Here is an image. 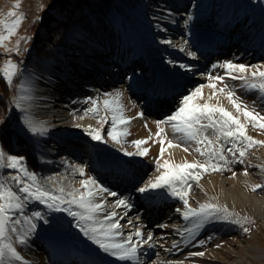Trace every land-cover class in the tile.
Masks as SVG:
<instances>
[{
    "label": "rangeland",
    "instance_id": "374dc122",
    "mask_svg": "<svg viewBox=\"0 0 264 264\" xmlns=\"http://www.w3.org/2000/svg\"><path fill=\"white\" fill-rule=\"evenodd\" d=\"M59 0H18L19 6L16 7L17 0H0V17L7 20L15 19V17H8L9 10L16 12L17 14L23 13L24 19L22 20L16 35L12 36L9 40L5 41L8 48H12L16 45V41L20 40L19 48L20 52H5L3 47H0V62H3L7 57H11L13 60L20 62L23 61V68L26 70V74H31L34 80V84L38 83V79L50 75H56L59 80V86H61L62 92L72 87L75 91L71 103L73 109L77 114L83 118L91 117L99 120V117L105 116V110L100 108L99 117L91 113L85 115L84 110L92 107L87 102V98L91 97L85 94L79 84L84 82H76L81 78L92 75L93 62L89 57H93V53H115L120 52L123 57L129 55L127 63L120 64L115 60V65L121 66L122 71L117 75H113V82L108 81V77L104 76L106 82H102L100 85V97L106 99L105 93H114L115 91L123 92L127 91L126 99L132 100V108L130 103L122 96L119 103L123 104V109H129L126 117L131 118L129 124L126 125L130 135L124 137L122 143L127 151H136L135 145L131 143L137 139H147L151 135L148 143L144 147H148L149 152L146 156H125L123 152L114 151L111 147L103 148L101 146H95L92 150V157L89 156V149L79 153L74 148V141L69 140L71 135L64 132L51 130L49 135L40 140L39 144H36L34 139L27 135L21 128L18 116L19 111L16 110L10 103L6 110L0 104V117L5 119V123L0 125V133L6 129H12L15 133L13 139H10V151L18 154L17 148L28 147L32 154L40 164V168L33 170L26 162L27 167L30 170L35 171L41 178L53 177L54 179L49 182V186H54L56 183L62 185L66 190L70 188H79V181L85 179L87 176L94 177L99 183L110 190L117 192L121 197L129 199V202L134 205L132 210H120L117 209L121 221L128 223V220H132V230L135 227H140L143 230L148 228L154 230V239L151 241L152 247L145 246L143 248L144 259L147 263L152 264L156 261V264H160L164 260V252L161 244V240H165L163 234L166 232L165 228L154 227V225H166L163 210L164 206H160L158 209L159 196L166 194L164 190H157L153 193L141 194L136 192V188L142 186L149 178H153L158 174L155 161L160 158V145L153 141L158 138L155 137L156 132L155 121L163 119L165 116L170 115L178 107L180 98L187 94L189 91L195 89L200 85H207V74L223 75L224 69L216 68L212 69L213 63H219L225 60H231L235 63H242L245 65L261 66L259 70L264 71V0H202L199 2V17L194 21V25L191 27L183 22L182 32L180 33L181 42L184 44V52L181 54L170 52L165 48L155 44L151 36L147 34H158L161 29L162 22L153 19L155 14L165 15V11H169V7L176 4L175 0H136V5L133 10L126 8L125 19L116 18V38L112 43H99L97 50H92L85 39L80 42V45L76 48H67L71 45L70 39L67 40L66 45L58 46L61 60H54L53 58H45L43 64L39 58L41 44L47 42L50 43L54 40V30L46 31L47 24L54 27L57 24V19L63 22L64 19L59 18V14L55 11ZM187 1V0H186ZM161 2H164L163 5ZM181 9V8H178ZM251 12L255 19H260V27L254 26V30L251 33H247L246 36L238 38L234 35V31L229 34L223 33L222 28L217 24V17L233 15L238 16L241 12ZM128 18V19H127ZM121 20V21H120ZM186 20V19H185ZM48 22V23H47ZM230 28V27H228ZM255 28H260L257 32ZM191 29V30H189ZM189 31H191L189 33ZM229 32V30H227ZM77 33V32H76ZM190 34V35H188ZM139 42L143 45V52L150 58L154 67L161 66L163 71H168L171 77L176 78V85L169 87L170 97L156 96L150 91H142L143 94H139L137 88L133 85L136 77L142 78L143 83L147 88H153L154 82L148 81L149 77L144 73L145 64L140 58V61L135 60L137 53L140 50V45H135L134 42L137 37ZM205 37V39L203 38ZM21 37H28L29 39L23 40ZM187 42V43H185ZM212 48H215L216 52H211ZM27 49V51H25ZM188 51L196 53L195 58H191L187 55ZM101 56V55H100ZM108 56V55H107ZM113 57V56H112ZM115 57V58H114ZM113 59L117 58V55ZM139 57V55H138ZM110 59H103L100 61V66L105 68L106 61ZM53 61L60 72H53V69L47 64H52ZM173 61L174 63H169ZM180 63L190 65L192 71H185L179 67ZM128 64V65H127ZM127 65V66H126ZM90 67V69H87ZM96 71L99 67H95ZM91 70V71H90ZM143 70V71H142ZM154 70V69H152ZM90 71V72H89ZM113 72V71H112ZM95 73V72H93ZM111 75V73H106ZM148 77V78H147ZM83 80V79H81ZM103 80V78H101ZM19 82V81H15ZM225 82L236 90L237 96L245 104L251 106L252 102L257 99L256 93L245 91L240 87V82L232 80L230 78L225 79ZM178 83V84H177ZM145 90V87L143 88ZM203 96L206 99L211 94V89L208 87L203 88ZM58 97V96H57ZM57 99V98H56ZM60 99V102H59ZM55 101V104L61 103L64 97H59ZM219 102L229 111L234 112L228 100L223 94L217 95L211 103ZM203 103L204 100L199 101ZM136 108V109H135ZM257 110H262L264 114V105H257ZM143 113V116H137V113ZM124 114V113H123ZM108 119L111 120V113H107ZM241 119L243 117L241 116ZM109 124V125H108ZM103 129L102 135L106 139L107 129L111 127V123H108ZM147 125V127H145ZM247 134L254 139L264 141V130L259 128H253L249 125L246 129ZM169 138L176 139L172 136L171 129L167 128ZM69 135V136H68ZM22 137L23 141H16V137ZM213 138V137H210ZM45 142V143H44ZM54 143L59 150L57 156L48 157L50 152L49 148H54ZM109 143V142H107ZM0 144L2 142L0 141ZM3 145V144H2ZM190 148L194 145H186ZM163 159H171L176 163H180L187 159L189 162L202 159L195 152H184L180 147L167 148ZM264 149V144L254 146L245 158L244 164H231L230 171L224 172H211L202 176L199 181V185L193 184L190 191L196 187L201 186L204 189L205 179L216 178L219 173H223V176H227L237 181L238 174L242 168H247L250 157L253 153ZM41 153L38 154V151ZM24 156V155H23ZM88 159L87 162L84 158ZM113 158L115 162L113 163ZM73 165H80L85 168V176H81L78 171H74ZM236 175L233 176L232 172ZM259 184L255 179L251 178V183L248 184V189L252 195L263 194L264 190L257 189L252 191L251 186ZM208 197L213 203L226 205L230 211L239 213L241 217L247 216L253 221L252 223H246L245 226L250 228L248 234L242 233L240 228L236 225L218 222L216 228L202 232L191 244L192 248L199 249L200 252H204V256H199V264H231L237 262L239 259L245 264H264V258L259 260L258 254L253 246L259 245L264 247V224L263 218L260 215L257 207L250 202H246L244 205L242 202L236 200L235 205L232 207V201L224 202L221 194L217 188L206 190ZM106 200L111 204L115 197H110L105 194ZM190 201V199H189ZM179 204H182L177 200ZM155 206V207H154ZM34 208L37 210L47 211L42 205L34 204ZM127 212V217H124V213ZM264 212V209H261ZM55 218V222L52 227H47L41 224L37 232L32 236L37 239L48 238L56 240L65 250L66 254L68 248L73 251L81 253H89L94 260L99 264H120L118 262L111 263L105 254H102L95 245H93L82 233L74 226L72 218L68 217L65 213H50ZM102 215V214H101ZM139 217V220L136 218ZM149 224L150 227L147 226ZM146 226V227H145ZM145 235L147 234L144 231ZM211 236V239L208 237ZM163 237V238H161ZM198 240H205L204 245L196 243ZM220 245V247H216ZM146 250H148L146 252ZM110 261V262H108ZM95 262V261H94Z\"/></svg>",
    "mask_w": 264,
    "mask_h": 264
},
{
    "label": "snow or ice",
    "instance_id": "6c2138e0",
    "mask_svg": "<svg viewBox=\"0 0 264 264\" xmlns=\"http://www.w3.org/2000/svg\"><path fill=\"white\" fill-rule=\"evenodd\" d=\"M18 6L17 0L16 7ZM7 16H14L15 19L7 20L0 17V47H3L6 53H19L20 40H17L12 48H8L5 41L16 35L25 17L23 13L17 14L11 10ZM191 19L192 16L189 14L185 24ZM161 30L166 31L163 28ZM20 39L29 38L21 37ZM161 42L171 43L169 40ZM180 50L185 49L181 47ZM187 55L191 58L196 57L193 51H188ZM169 63L174 62L169 61ZM179 67L185 71H192V67L184 63H180ZM211 67L224 69V74L208 73L207 85H200L184 94L175 111L155 121L154 135L158 139L153 142L160 145V158L155 161L158 174L136 188V192L141 194L164 190L168 196L182 202L183 207H177L175 212L180 215L185 224L174 226L181 239L174 240L168 251L179 250L180 243L194 240L202 229L212 223L236 225L242 233L248 234L250 228L245 224L253 222L247 216L241 217L239 213L230 211L226 205L205 201L192 207L189 203L193 184L199 185L203 175L230 171L231 164H244L249 151L256 145L264 144V141L254 139L246 131L249 125L264 130V114L262 110H257V105H264V71L259 70L261 66L225 60L213 63ZM226 77L239 81L240 87L245 91L258 94L251 106L240 100L236 90L225 82ZM0 79L14 91L10 103L20 113L18 120L22 130L33 138L36 144H39L40 140L49 134L50 127L47 122L36 119L31 112L33 77L31 74L26 75L23 61L17 62L9 56L0 62ZM204 87L212 90L206 99L202 91ZM218 93L225 96L235 110V114L227 110L218 99L216 103L210 102L217 97ZM104 95L109 98L102 101L106 113L103 117H99L100 102L92 97L87 98V102L92 107L84 110L85 115L89 113L96 115L101 124L96 128L89 126L87 134L93 141L107 143L108 141L102 135L103 124L111 123V127L107 129V137L125 156H146L149 149L144 145L151 139V135L147 139L131 141L136 151H127L122 140L130 135L126 125L130 123L131 118L123 114V105L119 103L122 94L117 90ZM201 99L204 100L203 103L199 102ZM107 113H111L110 121ZM137 116L142 117L143 113H137ZM80 118L83 119V117ZM4 123L5 119L0 117V125ZM167 128L171 129L172 136L176 139L169 138ZM189 144L194 147L186 146ZM165 146L180 147L184 152H195L202 159L191 162L185 159L180 163L163 159L161 162L166 151ZM72 167L81 176L86 175L83 166L73 165ZM256 167L264 170V165H256ZM247 174L246 168L244 175ZM232 175L235 176L236 173L233 171ZM53 179V177L41 178L27 167L25 156L5 150L0 144V264H31L18 246H28L31 237L41 224L47 227L53 226L55 218L50 213H65L72 218L74 226L84 237L100 252L115 258L120 264H141L143 248L152 247L151 241L154 235L150 231L145 235L140 227H135L127 234L122 231L126 225L121 224L117 209L130 211L134 205L128 198L121 197L117 192L104 187L92 176L81 179L79 188L69 190L59 183L50 187L49 182ZM251 189L252 191L264 190V184L252 185ZM105 194L115 197V200L109 204L104 199ZM34 204L42 205L47 211L37 210L33 207ZM126 217L127 212L124 213L123 218ZM136 219L139 220V217ZM132 224L133 221L128 220V225ZM157 227L165 228L167 225L162 224ZM211 238V236L208 237V239ZM196 243L204 245L206 241L198 240ZM204 255V252L199 251L189 253V256ZM85 264H93V262L86 261ZM152 264H156V261ZM176 264H182V262H176Z\"/></svg>",
    "mask_w": 264,
    "mask_h": 264
},
{
    "label": "bare ground",
    "instance_id": "6f19581e",
    "mask_svg": "<svg viewBox=\"0 0 264 264\" xmlns=\"http://www.w3.org/2000/svg\"><path fill=\"white\" fill-rule=\"evenodd\" d=\"M176 4L169 7V11H165V15H158L155 14L152 18L156 19L159 22H162L161 29L165 30H159L158 34H147V36H151V39L154 40L155 44L165 48L166 50L174 53L181 54L184 51H181V47H184V44L181 42L182 38H180V33L183 31V22L186 19V16L191 14L192 19L187 23L189 26L194 25V21L197 17H199V2H202V0H175ZM163 5H165L164 2H161ZM181 8V9H178ZM217 24L219 27L222 28V34L226 32V34H229L232 29L234 31V35L238 36V38H242L246 36V34L251 33L254 30V26L260 27V19H255L253 14L248 11L241 12L238 16H221L217 17ZM182 23V24H181ZM230 27V28H228ZM168 29V30H167ZM257 32L260 30V28H255ZM191 30V29H189ZM229 30V32L227 31ZM170 32V33H169ZM191 31H189L190 33ZM190 35V34H188ZM139 36L136 38L134 44L140 45V50L138 51V55L135 60L143 61L145 64V71L144 73L149 77L148 81L154 82L153 88H147L145 84L142 81V78L136 77V80H134L133 85L137 88V91L140 95L143 94L142 91H150V93L158 96H166L167 98L170 97V91L169 87L172 85H176V78L171 77L170 73L167 71H163L161 69V66L154 67L152 65V62L150 58L143 52V45L139 42ZM205 39V37L203 36ZM162 40H169L171 43L165 44L162 43ZM217 50L215 48H212L211 52H216ZM101 55V56H100ZM108 55V56H107ZM117 55V58L114 59L117 62H120V64H123L124 62L127 63V59H129V55H126V58L121 55L120 52L115 51V53H93V57L97 58H103L108 59L109 57H114ZM115 58V57H114ZM91 59V58H90ZM96 59V58H94ZM98 61V60H95ZM113 64V62H112ZM128 65V64H127ZM126 65V66H127ZM107 72L117 75L122 71V65L119 67L118 65L113 66V68L110 69L106 66ZM53 72H60L57 65L54 63V67H52ZM90 69V67H88ZM106 69H102L99 73L95 72L92 73V75H89L85 77L82 81L84 84H79L80 88L85 91V94L91 96L93 99H96L100 102V108H103L102 101L104 99H101L100 92L102 82H106L104 80V75H106ZM154 69V70H152ZM117 70H119L117 72ZM143 71V70H142ZM27 75V74H26ZM106 77V76H105ZM147 77V78H148ZM103 78V80H101ZM109 78V77H108ZM114 78L111 79V82H113ZM38 83L34 84V92H33V100H32V108L31 112L33 116L41 121L47 122V124L50 127V131H58L60 133L64 132L66 134L71 135L69 137V140H75L74 141V148L79 153H82L85 150L89 149V156L92 157L93 151L95 146H101L103 148L111 147L115 152L119 151V147L114 145L110 139H108L107 135L105 136L107 141L109 143H104L100 141H93L91 137L87 134V130L89 126H92V128L100 127L101 124L91 117H85L81 119V115L77 114L75 109H73L71 103H69L75 94V91L72 87L66 89V91L62 92L61 86H59V80L56 78V75L53 77L50 75H47L43 77L42 79H38ZM108 83V82H106ZM178 84V83H177ZM145 87V90L143 89ZM77 92V91H76ZM124 94L122 96V101H124V98L127 102L130 103V107L132 108V100L126 99L127 91L122 92ZM63 96L64 99L59 104H55V98L57 96ZM109 98V97H108ZM60 102V99H59ZM123 105V104H122ZM134 108V107H133ZM136 109V108H135ZM129 109L125 108L123 113L126 117L128 115ZM110 121V118H109ZM108 124V123H107ZM106 124V126H108ZM79 125V127H77ZM105 128V124H103V129ZM103 132V131H102ZM49 135V134H48ZM47 135V136H48ZM68 135V136H69ZM104 136V134H103ZM45 143V142H44ZM58 148L56 144L54 143V148H49L50 152L48 153V157L56 156L59 153ZM38 151V150H37ZM38 154L41 153L38 151ZM87 158L85 156L84 161L87 162ZM115 158H113V163L115 162ZM256 165H264V149L259 150L252 154L250 157L249 163L247 165L248 174L244 175V168L240 171L237 177V181L234 179H231L227 177L226 175L223 176V173H219V176L216 178H209L205 179V189L201 186H198L195 188V190L192 191V194L190 196V205L192 207H196L198 203H202L205 201H211L208 197L207 191L208 189H214L217 188L221 194L222 200L224 202H228L231 200L232 207L235 205L236 200L243 203V205L246 202H250L251 204H254L262 218L264 219V212H261V209H264V192L263 194H254L252 195L250 193V190L248 189V184L251 183V178L255 179L259 184H264V170L261 168L256 167ZM104 199L106 202V197L104 195ZM159 203H158V209L160 206H164V217L167 227L165 228L166 232L163 234L165 237V240H161L159 244L163 247L164 254V260L160 264H176V262H182V264H199V256H189L190 252L199 251V249L192 248L191 244L192 242L204 231L212 230L216 228L217 223H212L208 225L205 229H202L200 233L196 236L194 240L188 241L186 243H180L179 244V250L173 249L172 251H168L167 249L171 248L172 242L174 240L179 241L181 238L176 231V228L174 226H182L185 224V222L182 220L180 215L175 212V209L177 207H183L182 204H179L176 199L170 197L166 194H162L159 196ZM212 202V201H211ZM109 203V202H108ZM155 207V206H154ZM132 210V209H131ZM122 220V219H121ZM122 225H126L122 229V231L127 234L132 231L131 225H128V223L121 221ZM148 227L149 224L146 223ZM264 224V220H263ZM160 225V224H158ZM158 225H154V227L157 228ZM146 227V226H145ZM143 231L146 232H152L154 234V230H149L148 228L143 227ZM18 248L22 251V254L31 262V264H85L86 261H91L93 264H99L98 261L94 260V258L87 252V253H81L73 251L71 248H68L67 254L63 247L54 239H48V238H40L37 239L35 237H31L29 245L24 246H18ZM253 249L256 250L259 260L264 258V247H260L259 245L253 246ZM148 250H146L147 252ZM143 253L144 250H143ZM103 254V253H102ZM105 257H108L111 263H120L119 261L115 260V258H112L108 255H105ZM95 261V262H94ZM108 261V262H110ZM106 264V263H105ZM141 264H149L144 259V255L141 258ZM231 264H245L240 261V259L237 262L231 263Z\"/></svg>",
    "mask_w": 264,
    "mask_h": 264
},
{
    "label": "trees",
    "instance_id": "16d2710c",
    "mask_svg": "<svg viewBox=\"0 0 264 264\" xmlns=\"http://www.w3.org/2000/svg\"><path fill=\"white\" fill-rule=\"evenodd\" d=\"M135 5L136 0H59L55 11L59 14L58 17L64 20L61 22L57 19V24L54 27L47 24L45 30L50 32L54 30V40L41 44L39 58L42 64L45 58L61 60L57 45H66L68 39H70L71 45H68L67 48H76L85 39V42L94 51L97 50L99 43L114 42L116 18L125 19L126 8L133 10ZM13 95V89L8 88L5 82L0 79V104L4 110L10 104ZM14 135L12 129H6L0 133V141L5 150H11L10 139H13ZM16 141L17 143L22 142L23 138L16 137ZM17 151L26 157V162L31 169L37 170L41 167L28 147L19 146Z\"/></svg>",
    "mask_w": 264,
    "mask_h": 264
}]
</instances>
